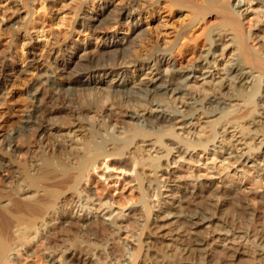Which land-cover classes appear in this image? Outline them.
<instances>
[{
    "label": "bare ground",
    "instance_id": "1",
    "mask_svg": "<svg viewBox=\"0 0 264 264\" xmlns=\"http://www.w3.org/2000/svg\"><path fill=\"white\" fill-rule=\"evenodd\" d=\"M0 1L10 4L16 2ZM36 1L39 0L25 1L28 9L22 17L11 19L6 12L9 6L2 10L4 24L0 35V97L3 96L2 91L7 86L10 72L18 63L13 34L21 31L26 33L27 41L23 45L28 48L25 59L28 66L38 65L41 60L47 62L49 57L46 52L36 50L37 40L27 29V25L37 18L36 11L32 9ZM58 1L42 0L50 7H54ZM89 2L91 0L81 1L73 20L75 28L95 35L100 27L111 21H122L130 27L129 34H101L98 35L99 42L95 44L87 40L78 42L69 36V40L58 46V53L50 47L49 54L55 55L56 60L53 62L54 68L38 72L37 79L28 85L27 101L30 104L22 111L18 121H7L4 147L0 149V179L6 178L10 186L0 188V264H19L17 255L22 250L28 258H37L38 264H70L76 261L74 249L69 246L59 253L52 247L53 239L74 230L95 232L99 236L109 233L111 237L114 232L118 235L122 226L117 221H121L126 214L110 211L112 203L106 206L109 209L106 214L110 216L109 222L100 218L99 214L94 218L77 220L68 215L47 231L49 234H44L50 212L57 209L67 192L77 194L82 182L87 180L89 170L108 156L115 157L122 166L132 167L133 170L138 167L137 181L139 189H143L142 195L147 196L149 187L156 184L157 203L161 205L156 209L158 206L155 204L150 206V203L145 202L146 211L143 212L151 215L153 231L149 233L144 226L139 237L133 242L129 241L135 253L132 254L133 258H127L130 259L128 263L140 264L145 252H152L149 264H166L167 254L181 253L177 241L183 237L181 234L186 226L205 227L212 239L224 237L236 246L253 243L264 256L263 239L255 244L246 231L228 226L214 213L203 212L193 206L194 209L186 196L174 199V191L167 190V187L179 188L175 171L167 170L171 163L177 162L172 160L175 150L176 153L189 155L200 148L204 152L219 155V151L226 148L224 155L228 156L225 158L223 155L224 160L254 169L264 178V165L258 161L264 156V37L244 29L243 16L252 12L244 10L247 0H233L231 5L217 0H156L160 7L167 6L169 11L185 10L192 14V18L180 30L181 37H176L167 52L162 51L161 58L145 57L139 65L135 61H125L146 38L144 26L140 22L145 9H141L138 0H127L120 9L111 2L97 3L96 8L84 7ZM148 7L147 12L152 13V8ZM259 13L263 18L264 9L259 10ZM210 14L219 19L220 25L208 29L205 35H196L194 28L201 18ZM219 49L221 54L217 55ZM174 53L182 56L181 62L171 63L169 71L164 72L162 65L166 62L165 57H172ZM217 63L222 66L218 70L215 66ZM27 70L22 69L19 73ZM200 81L216 86L220 92L216 93L215 88H210L212 91L203 92L204 95L191 93L190 89L196 88L194 84ZM177 95L179 97L175 98ZM100 96H107L112 102L101 105ZM165 96L168 100H178V103L172 108L165 107L160 98ZM88 113H93L102 125L105 123L112 127L113 133H118L117 136L111 134L109 139L99 137V133L94 130V121L87 118ZM200 115L210 120L202 122L209 129L205 139L200 140L197 136L187 139L184 133H178V129L188 133V129L194 127L193 122L199 121ZM51 121L53 124L59 123V126H55V132L49 129L53 125ZM66 130L67 133H64ZM31 131L39 133L36 141L38 150L32 149ZM78 136L80 142L76 140ZM17 140L21 141V146H16ZM135 140L138 146L134 144ZM166 140L172 143V148H169ZM78 144L82 148L77 147ZM24 145L31 152L28 162L20 163L17 154L25 149ZM147 146H156L159 156H153ZM146 152L151 153L147 159L144 155ZM170 157L172 161L169 163ZM163 162L166 168H163ZM145 170L153 172V175H148ZM151 176L154 182L149 179ZM195 177V180L201 179V175ZM240 186L230 187V195L238 196L239 189L247 192ZM29 192H34V196L26 197ZM167 192L172 194L167 195ZM194 196L198 199L197 195ZM202 198L211 207L217 201L211 194ZM167 199L172 200L171 203ZM139 210L142 209L134 211ZM56 213L61 217V212ZM33 233L42 240L43 249L39 251L29 248L24 241ZM144 240H147L146 243ZM206 241L198 240L195 249L187 247L183 250L184 260L187 258L184 264L198 263L194 256L203 251ZM105 242L109 253L107 256L124 259L125 255H121V252L118 254V249L107 241V237ZM125 243L129 246L128 242ZM159 247L163 252H159ZM96 248L102 251L101 244L96 245ZM84 255V260L90 259L92 264L96 262L88 252ZM119 260L118 263H121Z\"/></svg>",
    "mask_w": 264,
    "mask_h": 264
},
{
    "label": "rangeland",
    "instance_id": "2",
    "mask_svg": "<svg viewBox=\"0 0 264 264\" xmlns=\"http://www.w3.org/2000/svg\"><path fill=\"white\" fill-rule=\"evenodd\" d=\"M25 1L26 0H16V2L11 4L9 2L2 3L0 1V35L2 34V25L4 24V20L1 18V16L3 17L4 14L2 10L9 6V9L7 8L6 10L8 14L6 12L5 13L9 15L11 19L22 17L24 16L26 9H28V4ZM81 1L82 0H59L54 7H50L49 4H44L42 0H39L36 1L34 5H32V9L36 11L35 15L37 18L32 20L29 25H27V29H29V33L35 37V40H37L36 43L38 46L36 50L41 53L46 52V56H49L46 59L47 62L41 60L40 64L38 65L34 64L33 66H28L27 62L25 61L28 48L23 45V43L27 41V36H25L26 33H24L25 31H21L18 34H13L16 39L15 51L18 54V63L16 64V67L12 73L10 72L7 86L5 90L2 91V94L5 97H0V149L4 147L3 139L4 135L6 134L5 127L7 121L9 119L18 121L22 111L25 110L30 104V102L27 101L28 85L37 79L36 76L38 72L40 73L41 69L49 71L55 66V63L53 64V62L56 61L55 55L49 54L50 47L55 48L56 53H58V46L61 45L63 41L69 40L70 37L78 42L87 40L95 44L96 42H99L98 35L101 34H129L130 27L122 21L119 23H116L117 21H111L105 26L100 27L96 31L97 33L95 35L91 34L89 31H82L78 28H75L76 26L74 25L73 20H75V15L80 9ZM217 1L224 2L229 5L233 3V0ZM250 1L251 0H247V5L244 6V10L249 9V11H252L249 13L247 12L243 16L242 22L244 29L246 32L250 31L251 33L259 35L260 37H264V17L261 18V14L259 13V10L264 9V0ZM105 2H111L114 4V7L120 9L127 3V0H91V2H89L84 7L94 8L97 3ZM138 3H140L141 9H145V11L141 13L140 22L144 26L146 38L143 42H140L134 50H132L131 55H129L125 60L127 62L135 61L137 65L141 64L140 61L145 57H152L153 59L157 60L158 58H161L162 56L160 54L163 53L162 51L167 52V48L172 46V43H174L173 41H176V37H181L180 30L183 28V26L186 27V24L189 22L190 18H192V14L185 10L172 9L169 11L167 6L162 8L156 4V0H138ZM147 6H149L148 8H152V13L147 12ZM217 25H220L219 19H217L213 14L206 15L200 19V22L194 28V31L198 36L203 34L205 35L208 29L214 28ZM216 53L217 55L221 54V50H217ZM165 60L166 62L162 65V70L167 72L170 69L171 63L181 62L182 56L174 53L172 57H165ZM219 64L220 63L215 64L217 70L222 67ZM22 69L28 70L20 74L19 72L22 71ZM137 72L138 68L135 72L136 76L138 75ZM62 84L65 85L66 82L63 81ZM194 85L196 88H191V93H198L200 95L201 93L203 94V92H211L212 90H210V88H215L216 93L220 92L218 89H216V86L203 84L202 81ZM103 97L100 96L99 104L102 103L108 105L112 102L109 97ZM177 97L179 96L177 95L175 98ZM160 98L165 107L168 106L169 108H172L178 103V100L174 101V98L171 100H168L166 96ZM255 101H257V97L255 98ZM178 107H181V105H178ZM87 118H90L89 120L92 122L94 121L93 123L95 124V129L94 127L93 129L95 132H97V134L99 133V137H103L102 139H109L112 137V135L113 137L117 136L118 133H113L112 127L105 123L102 125L98 118H95L93 113H88ZM199 118V121L195 120L193 122L194 127L188 129V133L184 132L182 129H178V133H184V136H186L187 139H192L195 136H197L200 140L205 139V137L209 134V132L206 133V131L209 129H207L206 125H204L202 122L210 120L205 119L202 115H200ZM51 123L53 124V121H51ZM53 125H51L49 129L55 132L54 129L59 126V123L54 122ZM219 128H221V125ZM217 131H219V129H217ZM64 133H67V130ZM30 136L32 139V149L38 150L39 148L36 141L39 138V133L31 131ZM77 139L79 141L80 136H78L76 140ZM135 143L138 146V141L135 140L134 144ZM166 143L167 145H170L169 148L173 147L169 140H166ZM21 145V141L17 140L16 146ZM229 146L230 145L228 144L227 147ZM77 147L82 148V145L78 144ZM27 149L28 148L25 147L22 152L17 154L18 162H28L31 149ZM147 150H151L153 156H159L156 146H147ZM202 150L197 148L189 155L188 153L185 154L184 152L176 153L177 150H175L172 160L175 159L177 162L171 163L167 170L175 171L174 175L178 180L176 185H178L179 188L174 189V187H167V190L174 191V199L177 200L181 199L182 196H186L187 202H189L191 207L195 206L197 207L196 209L200 211H209L214 213L216 216H219L224 221H226L228 226L237 229L240 228L241 230L246 231L250 234V236H252L254 243H260V241L262 242L261 239L264 240V178L262 176L260 177L254 169L233 163L232 160H224L222 156L224 155V150H226V148L220 150L219 152L221 154L219 155H215L209 151L204 152ZM262 153H264V150ZM150 154L149 152L144 153L145 158L147 159ZM227 156L226 154L224 155L225 158ZM260 156L261 153L258 155V157ZM256 159L258 158L256 157ZM263 159V155L261 156V159H258L261 165H264ZM172 160L170 157L169 163ZM125 167L126 166L120 165L117 160H115V157L113 158L108 156L103 159V162L100 160L96 167L94 166L89 170V176L87 180L82 182L78 193L72 194L71 192H67L65 195L66 197H64L63 200L57 205V209L52 210V212H50L48 215L49 220L45 222L44 234H49L48 232L52 229V227L55 224H59L62 217H66L68 215L71 217L73 216V218L77 220L83 217L87 219L94 218L99 214L100 218H104L107 222H109L110 216L106 215L109 211L106 206L109 203H112L113 205L110 208V211L115 210V214L119 212L126 214L125 217L121 218V221H117L119 225L121 224L122 226V230L118 233V235L114 234V232L111 233V237L109 236V233L99 236L95 232L83 233L79 232V230H74L68 234L60 236L59 238L53 239L52 247L57 249L59 253H62L69 246L74 249L76 261H72L70 264H92L90 259L84 260V254L87 252L89 255H91V258L96 260V262L93 264H130L128 263L130 259L127 258L132 257V254L135 253V250H133L129 241L133 242L135 239H137L144 226H146L145 230L149 233L153 231V226L151 225L152 217L143 211H146L144 209L145 202L150 203V206H154L155 204L158 206L155 207L156 209L161 207V205L157 203V186L156 184H152L147 191L148 195L144 197L142 195L143 189H139V181H137L138 167H136V170H133L132 167ZM166 167V163L163 162V168ZM148 170H145L147 174L153 175V172ZM195 175H201L202 180H195ZM152 177L153 176H151L149 179H152L154 182V178ZM238 185H241L240 187L246 189L247 192H243L239 189L237 194L238 196H231L229 188L233 186L239 187ZM6 186H10L8 180L6 181V178H1L0 188L5 189ZM163 190H165V188H163ZM220 190L221 192L217 193ZM166 194L170 195L172 193L167 192ZM193 194L197 195L198 199ZM210 194L213 196V198H215V201L217 200L216 202H211L213 204L212 207L207 205L206 199L202 198V196H210ZM27 196H34V192L27 193L26 197ZM171 201L172 200L167 199V202L171 203ZM140 206L143 207L140 208ZM138 208L142 210L134 211ZM56 212H61V217H59ZM51 219L54 220L50 222ZM35 233L31 234L30 237L27 236L28 238L24 241L29 248L39 251L41 248L43 249V243ZM181 236L183 237L180 239V241H177V246L182 250H180L181 253L178 255L167 254L166 264H184V261H186L187 258L184 260L185 255L182 254L183 250L187 247L195 249V244L198 242V240H207V245L202 247L203 251L196 253L194 256V260L198 261L199 264H264V256L259 253L258 249H256L253 243L248 242L243 246H236L234 243H230L229 240H225L226 238L224 237L216 236L212 239L210 237L211 235L209 230L205 227L193 228L191 226H186ZM106 237L107 241L112 242L113 246L118 249V254L121 252V255H125L123 256L124 259L119 257L118 259L116 257L112 258L111 255V257L107 256L109 253L107 252L108 249L106 251L105 248L107 245V242H105ZM101 239L103 242H100ZM144 241L146 243L147 240ZM122 242H128L129 246ZM100 244L102 251L98 250V248L95 249L96 245L100 246ZM156 248L158 250V247ZM160 248L161 247H159V252H163L160 250ZM144 255V258H142L143 261H141L140 264H149L150 255H152V252H145ZM17 256L19 264H38L37 258H28L23 250ZM118 260L121 261V263H118Z\"/></svg>",
    "mask_w": 264,
    "mask_h": 264
}]
</instances>
